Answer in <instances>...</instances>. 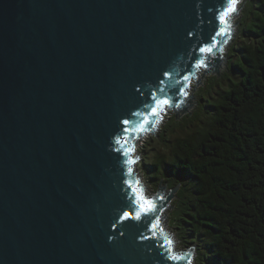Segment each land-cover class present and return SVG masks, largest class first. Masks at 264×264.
Returning a JSON list of instances; mask_svg holds the SVG:
<instances>
[{
    "label": "water",
    "instance_id": "obj_1",
    "mask_svg": "<svg viewBox=\"0 0 264 264\" xmlns=\"http://www.w3.org/2000/svg\"><path fill=\"white\" fill-rule=\"evenodd\" d=\"M239 3L0 0V264H192L165 234L179 187L151 196L131 140L187 108Z\"/></svg>",
    "mask_w": 264,
    "mask_h": 264
},
{
    "label": "trees",
    "instance_id": "obj_2",
    "mask_svg": "<svg viewBox=\"0 0 264 264\" xmlns=\"http://www.w3.org/2000/svg\"><path fill=\"white\" fill-rule=\"evenodd\" d=\"M258 2L260 11L247 30L240 22L239 41L230 49L244 51L238 80L220 89L208 121L195 124L189 114L176 121L174 115L169 123L181 124L179 135L160 152L166 162L171 156L170 172L178 171L169 188L180 186L173 215L181 212L173 225L184 249L199 250L188 240L191 229L214 241L218 260L204 257L202 264H264V0ZM144 152L147 165L150 152Z\"/></svg>",
    "mask_w": 264,
    "mask_h": 264
},
{
    "label": "rangeland",
    "instance_id": "obj_3",
    "mask_svg": "<svg viewBox=\"0 0 264 264\" xmlns=\"http://www.w3.org/2000/svg\"><path fill=\"white\" fill-rule=\"evenodd\" d=\"M258 5V0H240L238 11L233 17L230 25L233 28L231 37L222 48L218 67H214L211 71L203 69L199 72L198 76L194 78L191 84V89L188 90V95L185 97V102L187 104L186 109L182 110L180 107L176 109H167L163 112V118L160 120L158 127L154 130V132L145 134L139 138L138 143L136 144V153L134 154L138 160L134 165V173L140 178L143 186L146 187L145 190L151 196L155 197L159 194V191H164L163 195L166 197L172 190L169 186H171L172 181L178 175V171L175 168H171L172 171L170 172L168 166L166 165L173 164L171 156L168 157V161L166 162L167 158H163L162 155H160V152L164 151L166 147L172 148L175 144L174 138L179 135V130L181 129V124L178 123L175 125L169 122L174 118V115H177L178 118L176 121H179L186 114L190 115V118L188 119L195 124L200 125L201 121L209 120L208 113L213 112V105L216 101H218L221 94L220 89H222V91L228 90L231 81H237V74H241V70L237 65L242 64L244 51L239 49V44V48H237V50L235 49L230 51V49H232L231 47L233 44L239 41L242 31L240 29V22L242 21V28L247 30V26H250L253 13L260 11ZM247 36L248 35L244 33L243 39L247 40ZM228 53L230 54V57H228ZM194 115L196 118H193L194 120H192L191 117ZM183 127L184 126H182V128ZM152 139L154 141H152ZM145 148H148L150 152L148 153V156L146 154L147 165H143L142 163V158L145 156ZM148 178L150 180H148ZM178 187L180 189V186ZM175 200L176 197L174 194L171 200L167 203V209L164 212V226L168 235L173 236L174 239H176L178 243L177 247H180L178 252H182L185 249L179 240V232L175 229V226L177 225H173V220H176V217L178 218L181 212L179 210L180 212L175 214V216L173 215L176 206ZM177 228H179V226ZM186 232L187 230L185 231L184 228H182V233L186 234ZM189 233V242L196 244V246L200 245L199 250L196 247H193L197 250V254H194L196 264L197 260L198 264H202L204 260L206 261L204 257H207L210 261L218 260L219 255L215 250V244L211 236L206 235L201 238L199 235L200 233H194L192 229ZM202 233L204 232L202 231ZM224 264H226V262Z\"/></svg>",
    "mask_w": 264,
    "mask_h": 264
},
{
    "label": "clouds",
    "instance_id": "obj_4",
    "mask_svg": "<svg viewBox=\"0 0 264 264\" xmlns=\"http://www.w3.org/2000/svg\"><path fill=\"white\" fill-rule=\"evenodd\" d=\"M200 72V71H199ZM199 72L196 74V76L195 77H197L198 76V74H199ZM194 77V78H195ZM194 78L192 79V81H191V84H192V82H193V80H194ZM189 89H191V85H190V87H189ZM188 89V90H189ZM184 103H186L185 101H184ZM186 106H187V104H186ZM180 106L178 105H176L173 109H176V108H179ZM172 108V107H171ZM181 108V107H180ZM166 111V110H165ZM162 118H163V115H162ZM160 122V121H159ZM159 122H158V124H159ZM158 124H157V127H158ZM150 133H152V132H154V130L152 131H149ZM150 133H147V134H150ZM142 135V134H141ZM143 136V135H142ZM141 136V137H142ZM139 138V137H138ZM137 138V140L135 141V150H134V154L136 153V144L138 143V139ZM136 157V156H135ZM137 158V157H136ZM138 161V160H137ZM135 165V164H134ZM138 178V182L142 185V187L145 189L146 187H144L143 186V183H142V181L140 180V178L139 177H137ZM166 230V229H165ZM172 237V242H173V248H174V250H176V252H178V250L180 249V247H177L178 246V243H177V241H176V239H174V237L173 236H171ZM175 241H176V243H175ZM177 247V248H176ZM190 250H193L194 251V254H196V251H195V249L194 248H189V249H185V250H183L182 252H186V251H190ZM195 256V255H194ZM194 262H195V264H196V259H195V257H193V260H192V264H194Z\"/></svg>",
    "mask_w": 264,
    "mask_h": 264
},
{
    "label": "snow or ice",
    "instance_id": "obj_5",
    "mask_svg": "<svg viewBox=\"0 0 264 264\" xmlns=\"http://www.w3.org/2000/svg\"><path fill=\"white\" fill-rule=\"evenodd\" d=\"M234 10H235V5H234V2H233V3H231V4L229 5V8H228L227 10L224 11L223 15L221 16V21H224V18L228 15V13H229L230 11H234ZM218 34H219V33H218ZM201 51H205V49H202ZM207 51H210V49H207ZM154 114H155V113H154ZM132 162H133V161H129V163H132ZM144 204L149 206L148 208H146V210L150 211V210H151V202L145 200V201H144ZM142 207H143V205H142ZM137 218H138V217H137ZM169 243H171V241H169ZM172 258L175 259V257H172Z\"/></svg>",
    "mask_w": 264,
    "mask_h": 264
},
{
    "label": "bare ground",
    "instance_id": "obj_6",
    "mask_svg": "<svg viewBox=\"0 0 264 264\" xmlns=\"http://www.w3.org/2000/svg\"><path fill=\"white\" fill-rule=\"evenodd\" d=\"M222 51V50H221ZM221 53V52H220ZM219 61H220V54H219ZM139 139V138H138Z\"/></svg>",
    "mask_w": 264,
    "mask_h": 264
}]
</instances>
